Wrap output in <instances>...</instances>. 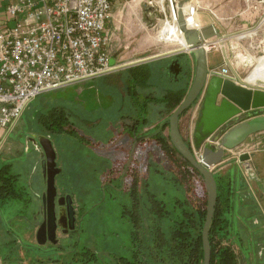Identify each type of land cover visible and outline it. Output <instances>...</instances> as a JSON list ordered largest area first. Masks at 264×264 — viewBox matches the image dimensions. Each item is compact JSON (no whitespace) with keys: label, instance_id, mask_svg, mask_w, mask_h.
I'll list each match as a JSON object with an SVG mask.
<instances>
[{"label":"rangeland","instance_id":"1","mask_svg":"<svg viewBox=\"0 0 264 264\" xmlns=\"http://www.w3.org/2000/svg\"><path fill=\"white\" fill-rule=\"evenodd\" d=\"M123 1H117L109 21L115 33L110 53L118 65L176 47L155 40L160 27L173 26L171 22L162 21L163 16L155 6L148 5L146 0ZM197 1L204 6L201 0ZM226 1L222 0L223 6L215 9L221 17L220 23L226 25L223 29L231 28V32L254 29L250 36L232 37L233 49L227 48L224 42L228 59L236 64V73L251 79L249 76L258 57L264 55V41H260L262 29L249 24L241 27L232 24L236 9L243 8L242 1L236 6L227 5ZM198 11L204 16L207 12L201 8ZM218 51L212 49L209 60H221ZM193 69L192 61L191 76ZM129 71L127 67L115 69L40 92L23 108L6 144L0 148V166L9 164L8 171L17 175L13 186L21 194V198L0 202V264H140L134 253H138L140 260L139 250L142 251L143 261H150L149 251L158 253L155 229L157 226L166 229L172 218L181 214L185 204H180L182 200L178 201L177 195L181 194L178 188L183 184L173 172L176 165L166 158L156 140L147 139L142 145L141 140L135 151L132 150L138 134L151 129L144 123L156 118L158 109L157 119L167 115L162 103L150 102L146 96L159 98L165 87L183 92L186 78L170 80L157 66L145 79L150 86H141L143 84H137L130 77ZM202 98L200 96L179 119L181 135L197 154L201 153L203 144L215 145L210 137H205L199 148L194 145ZM139 104H143L146 120L133 129L131 126L137 124L135 119L139 117L136 111ZM196 106L198 110L191 117ZM40 135L52 140L56 164L61 169L55 176L57 193L69 194L74 201V227L67 233L56 228L58 241L54 245L49 242L37 245L35 241L36 229L42 221L38 213L42 205L40 195L46 185L40 151L31 138ZM167 135L168 126L162 133L164 137ZM250 141L253 142L254 137ZM245 143L225 156L231 158L238 151L253 149V145ZM214 178L219 187L227 180L221 173L214 174ZM196 185L195 193H201V184L196 182ZM9 227L19 239L10 250L1 246L10 238L4 231ZM222 244H230L237 254L238 264H248L249 259L256 258L255 253L244 258L230 241L224 240ZM151 256L168 264L165 255L162 258L158 254Z\"/></svg>","mask_w":264,"mask_h":264},{"label":"built area","instance_id":"2","mask_svg":"<svg viewBox=\"0 0 264 264\" xmlns=\"http://www.w3.org/2000/svg\"><path fill=\"white\" fill-rule=\"evenodd\" d=\"M115 1L121 2L0 0V148L36 94L115 70L108 63L113 57L109 47L115 33L109 21ZM158 1L146 0L163 19L177 23L181 0ZM189 2L190 12H183L186 25L199 30L202 26L193 20V13L203 8L197 0ZM205 10L221 20L214 9ZM247 10L259 13L255 27L262 29L260 41H264V0H244L240 13ZM178 31L184 38V32L179 28ZM210 41L209 48H221L218 41ZM229 61L235 70L236 64ZM210 70L233 75L228 64ZM251 149L234 155L238 157ZM195 154L199 158L200 154Z\"/></svg>","mask_w":264,"mask_h":264},{"label":"water","instance_id":"3","mask_svg":"<svg viewBox=\"0 0 264 264\" xmlns=\"http://www.w3.org/2000/svg\"><path fill=\"white\" fill-rule=\"evenodd\" d=\"M183 1L187 0H181L179 3L181 4ZM177 16V26L184 32V40L189 46L188 50L153 54L137 61L123 63V65H118L115 59L111 57L108 63L115 69H123L167 56L180 58L184 55V51L191 55L194 61V69L188 91L177 107L161 120L154 131L142 134L136 139L132 151H135V147L141 140L155 137V134L160 132L167 123L168 136L174 148L199 172L204 182L207 199L206 214L201 231L202 264H209L211 254L208 235L218 198L217 182L212 169L223 163H231L236 160L246 163L250 159L248 152L242 153L238 157L231 156L228 159H224V156L231 149L244 143L250 135L264 131V87L259 85L262 84L260 82L247 85L230 64L224 41L234 37L237 32L227 33L226 35L221 34L212 23L195 30L187 27L182 9L179 10ZM212 38H215L214 40L221 44L223 59L226 63H229L233 75L224 76L208 68L206 46H210V39ZM187 63L188 61H186ZM172 65L178 68V71H174L175 74L182 69V65L177 60H173ZM200 96H203V98L194 131V145L195 148H199L205 137H210L211 142L215 145L203 144L200 148V156L197 158L195 151L186 143L185 138L180 133L179 118ZM252 110L259 114L250 116ZM197 133L201 135L200 139H198ZM31 140L40 149V155L44 156L41 159V170L46 185L45 190L40 195L43 219L36 229L35 241L37 245L46 242L54 245L58 241L56 236L57 227H60L63 233H67L74 227L73 199L69 194L56 198L55 176L61 172V169L56 164V154L52 140L44 135L31 138ZM56 204L59 206L57 211ZM63 204L66 205L65 208L62 207Z\"/></svg>","mask_w":264,"mask_h":264},{"label":"crops","instance_id":"4","mask_svg":"<svg viewBox=\"0 0 264 264\" xmlns=\"http://www.w3.org/2000/svg\"><path fill=\"white\" fill-rule=\"evenodd\" d=\"M187 1H193V0H187ZM201 1L204 5L202 6L204 10L207 8L209 9L212 8L215 10L216 8H221L223 6L221 3L222 0H201ZM240 1H242L241 6L243 7L244 0H228L226 2H227V5L232 4V6H236L240 4ZM114 3L115 5L118 4L117 1H115ZM178 6H179V10L182 9L183 12H186V11L188 12L187 7L185 4H183V2H181V4L178 2ZM240 11L241 9H236L235 11L236 16L232 18L233 19L232 24L237 23L236 26H240V27L242 25H247V24L252 25L251 27L255 26L259 13L257 11L255 12L251 10H247L241 13ZM193 15H194L195 21L198 20L201 26L211 25L212 23L215 25L217 30H219V32L224 35H226L227 33H231L232 31L231 28H226V30L223 29L222 26H226V25L222 24V22L220 23V19L214 18L212 15H209L208 12H206L205 16L202 15L201 11H198L197 14L193 13ZM166 22L167 23L171 22L173 26L170 25L169 26L170 29L167 27L166 28L160 27V29L157 30L158 34L156 35L155 40L163 41L164 43H172L176 45V47L172 49H168L167 51L182 50L185 47H187V45L185 44L184 38L181 37L180 31H178L177 23L172 22V21H166ZM229 27H232V25H230ZM249 29L241 30V32L249 30ZM241 32L235 33V36L238 39H241L242 37H245V36H250V35L240 36ZM213 39L215 38H212L210 40H213ZM224 42L225 44H227V48L230 47L229 49H233L234 43L232 42V38H228ZM212 49L218 51L217 47H213ZM212 49L207 50V60H208L209 69L219 68L227 64L229 65V63H226V61L223 59V55L221 51L220 52L218 51L220 53L221 60H217V61L213 59L212 61L209 60L208 54L212 51ZM183 56H184V61H188L187 67H189V74L187 76H183L186 78V84H185V87L183 88V92L184 90L187 92L188 91L187 89L191 83L192 76H193V75L192 76L190 75V72H191L190 67L192 66L193 60H192L191 55L184 53ZM174 57L175 56H167V57H162L158 59H153L152 61L138 63V65L128 66L127 69L130 70L129 71L130 77L134 79L137 82V84H138L137 80L139 78L138 79L136 78L139 77L138 75L145 74V77L147 78V76L151 74L152 68L153 67L157 68V66L159 67V70L160 69L163 70V73L170 76L169 77L170 80H173V81L178 80L181 76H178L179 72L177 74L174 73V71H178L177 66L172 65ZM245 60L248 61L247 59ZM230 70H231V67H230ZM254 75L255 73L251 75L250 77L251 79H253V81L251 79H248L247 77L246 78L241 77V78L245 80L247 85H251V84L256 83L255 81L256 78L254 77ZM140 84H143L141 86H144V85L150 86L149 84L145 83V80L141 82ZM261 86L264 87V82L263 84H261ZM162 90H163V95L169 90L177 92L173 89H170V87L168 88L165 87ZM179 93H181V91H179ZM133 94L136 95L137 93L134 91ZM148 94H151V92H149ZM163 108L166 110V107L164 105H163ZM197 110L198 108L196 106V108L192 112L191 117H194V114L197 112ZM159 111L160 109H158V113L155 115L156 118H151L149 122L146 121L147 123H144V124H148L147 127L149 126L151 128L146 133L154 131L160 124L161 120L167 117L165 115L162 117H158L157 119V116L159 115ZM251 112L252 113L250 114V116L259 114L255 110H252ZM135 125L136 127H138V124H135V123L131 127H134ZM163 132L164 130L162 131V133ZM146 133H142V134H146ZM142 134L139 133L138 136ZM8 135L5 141L7 140ZM252 137H254L253 142L250 141ZM245 142H244L245 145H250V146L253 145V149L249 151L250 159H248L246 163H242L237 160L232 161L231 163H223L213 168L212 172H213V175L216 173H221L226 176V179H227L225 181L226 183L220 184V187L218 185L219 198L217 199H218L219 215L220 217L226 218L228 220L229 225H228L227 233L229 234V238H230V242L232 243V246L233 247L235 246L239 250V253L244 258H249L254 253L252 252L253 247H260L264 245V146H263L264 145V131H260L258 133L250 135L245 140ZM249 142H252V143H249ZM3 144L5 145L6 143H3ZM241 145L243 146V143L240 144L239 146ZM256 145L257 147L254 148V146ZM235 149L237 148L235 147ZM230 151L232 152V150ZM228 158L230 157L224 156V159H228ZM175 168H176V172L175 171L173 172L174 174L177 175V171H178L177 166H175ZM179 180L182 182L183 186H180V188H178L179 193L181 192V194L177 195V200L178 201L186 200L187 204L190 203L189 199L193 203L196 200V205H200L203 199L204 186L201 185V190H202L201 193L199 192L195 193V190L197 188V185L195 183L194 193L192 191L193 193L192 194L191 193L192 189H188L185 182L181 180L180 178ZM197 183L200 184L199 181ZM135 186H137V181L135 182ZM195 197L197 199H195ZM247 248L249 249L248 251L246 250Z\"/></svg>","mask_w":264,"mask_h":264},{"label":"trees","instance_id":"5","mask_svg":"<svg viewBox=\"0 0 264 264\" xmlns=\"http://www.w3.org/2000/svg\"><path fill=\"white\" fill-rule=\"evenodd\" d=\"M138 76L139 77H137L136 79L139 78L137 80L139 83L143 82L146 78L145 74H140ZM185 94V90L181 93L169 90L159 98L154 96H146V98H148L150 102L155 100V102L162 103L166 107V116H168L169 113L175 107H177V105L183 99ZM139 105H137L136 107V111L138 112L139 117L135 119L138 125L140 124V122H144L146 120V113L142 109L143 104ZM187 110H185L184 113ZM167 126L168 125L166 123L161 129V131L155 134V137L149 140H156V142L160 144L162 150L165 153L166 158L177 166V177H179L185 182L188 189H192L191 193L192 191L194 193V185L196 182L199 181L200 184L204 186L203 179L200 176L199 172L181 156L178 150L174 148L169 136H162V131ZM135 128L136 125L133 127V129ZM186 143L190 146L187 140ZM8 168L9 164L0 166V202H5L8 199L21 198L20 192H17V190L13 186L17 175L10 173V171H8ZM135 176L136 175L134 172V177ZM195 199L197 198L195 197ZM206 199L207 195L205 194L204 187L203 199L200 205H196V200L193 203L189 199L190 203L184 206L182 205L183 207L181 208V214L177 215V217L175 218H172V221L168 224L166 229L161 228V226H158L155 232V244H157V250L155 251H158V253L154 254L149 251L147 255L149 256L150 261H148V259L143 261L144 253L139 250L140 260H138V253H134V255L136 256L137 263L140 262V264H163L155 259V255L158 254L160 258L165 255L168 259L166 258L167 261L164 262L168 264H202L203 254L201 231L203 227L204 217L206 214ZM210 224L211 225L209 229L208 239L210 240L211 258L209 264H238L237 254L232 250L230 244H222V241L224 240H226L227 242L230 241L229 234L227 233L229 223L226 218L220 217L219 215L218 199L215 206V213L212 217ZM4 231L6 235L8 234L10 238L9 240L6 239L1 246L8 248V250L15 248L14 245L19 240L18 235H16L10 227L6 228ZM38 249H40V247ZM246 250L248 251L249 249L247 248ZM151 254H153V256L155 257L152 258ZM85 262L87 261L85 260ZM252 262L253 263L251 264L263 263L262 260L259 259V257H256L255 260Z\"/></svg>","mask_w":264,"mask_h":264},{"label":"flooded vegetation","instance_id":"6","mask_svg":"<svg viewBox=\"0 0 264 264\" xmlns=\"http://www.w3.org/2000/svg\"><path fill=\"white\" fill-rule=\"evenodd\" d=\"M173 60H177L179 63H180V65H182V69L180 70V72L178 73V76H181V77H183V76H187L188 75V73H189V67H187V64H186V61H184V56L182 55V57H180V58H176V57H174L173 58ZM30 140V139H29ZM145 142H147V139H144L143 141H142V143H141V145L142 144H144ZM35 145V144H34ZM39 151H40V149H38ZM44 156H42L41 155V159L43 158ZM62 194H58L57 193V196H56V198L57 197H59V196H61ZM180 201V200H179ZM74 202V201H73ZM181 203L180 204H185V205H187V201L185 200H183V201H180ZM62 207H66V205L65 204H63L62 205ZM58 208H59V206L56 204V211L58 210ZM40 215H41V217H42V219H43V215H42V211H41V208H40V210H39V212H38ZM158 227V226H157ZM58 228V227H57ZM61 229V228H60ZM155 230H157V228L155 229ZM156 235V233L154 234V237H156L155 236ZM252 252H254L255 254H256V256L255 257H259V259H261V260H263V258H264V245L263 246H260V247H253V249H252ZM253 255V254H252ZM253 260L252 259H249V261H248V264L250 263H253L252 262ZM264 263V262H263ZM262 263V264H263Z\"/></svg>","mask_w":264,"mask_h":264},{"label":"bare ground","instance_id":"7","mask_svg":"<svg viewBox=\"0 0 264 264\" xmlns=\"http://www.w3.org/2000/svg\"><path fill=\"white\" fill-rule=\"evenodd\" d=\"M162 0H159L158 2H160V3H162L161 2ZM184 4L186 5V7H187V10H188V12H190V10H191V3L189 2V1H184ZM193 20L195 21V18H194V16H193ZM163 21H168L167 19H163ZM252 34H254V30L252 29H249V30H246V31H242L241 33H240V36H242V35H252ZM239 35V34H238ZM185 41V40H184ZM185 44H186V42H185ZM187 45V44H186ZM189 49V46L187 45V47H185L184 49H182V50H188ZM181 50V51H182ZM207 50H211V48H209L208 46H207ZM255 73V75H254V77L256 78V83H258V82H260V83H262L263 84V82H264V55L263 56H260V57H258V60H257V65H256V67L254 68V70L251 72V74H250V76L249 77H251V75H253ZM249 79V78H248ZM263 81V82H262ZM197 135H198V139H200L201 138V135L199 134V133H197Z\"/></svg>","mask_w":264,"mask_h":264}]
</instances>
